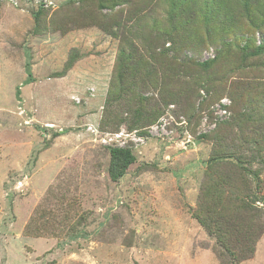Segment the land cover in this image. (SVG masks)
<instances>
[{"label":"rangeland","instance_id":"obj_1","mask_svg":"<svg viewBox=\"0 0 264 264\" xmlns=\"http://www.w3.org/2000/svg\"><path fill=\"white\" fill-rule=\"evenodd\" d=\"M0 264H264V0H0Z\"/></svg>","mask_w":264,"mask_h":264},{"label":"trees","instance_id":"obj_2","mask_svg":"<svg viewBox=\"0 0 264 264\" xmlns=\"http://www.w3.org/2000/svg\"><path fill=\"white\" fill-rule=\"evenodd\" d=\"M110 153H111V163H110L109 173H110V176L113 180H119L122 176L125 175V173L127 172V169L130 167V165L136 161V156L133 153L132 149H130L129 147H112L110 150ZM226 184H228L227 181H220V182L214 181L210 186L206 187L204 189V191L206 193L211 188L212 191L216 192L218 188L224 189V185H226ZM219 198L223 204L224 210H230V211L235 210V212L237 210H239L240 203L237 205H234L233 207H231V206L228 207L227 205L225 206V199L222 197V195H220ZM240 200H241V198H240ZM242 202H243V199H242ZM247 206H249V209H251L250 205H245V207H247ZM207 216H209V219H221L222 221H223V219H227L229 217L227 214H225L224 211L219 213V212L213 211V210H210L209 212H207ZM203 217H204L203 215L197 216V218L200 220V222L205 227H207L211 231H214V226L218 225V223H216L215 220H212L211 223H207ZM240 225H242L243 229L246 228V226L244 224L241 223ZM249 225H250V223H249ZM212 226H213V229H212ZM225 226L227 227L226 231H230L231 226H232V228L235 229V226H234V224L231 223V221H227L225 223ZM252 232H253V230H251V234H253ZM222 233L219 234V238L221 239L223 244H227V241H226L227 237L224 235V233L223 234ZM232 233L233 232H231V234Z\"/></svg>","mask_w":264,"mask_h":264}]
</instances>
